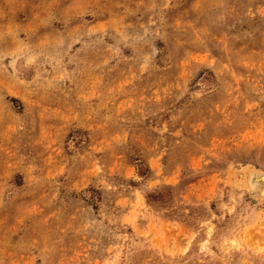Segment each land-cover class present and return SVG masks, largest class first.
I'll use <instances>...</instances> for the list:
<instances>
[{
    "label": "rangeland",
    "instance_id": "1",
    "mask_svg": "<svg viewBox=\"0 0 264 264\" xmlns=\"http://www.w3.org/2000/svg\"><path fill=\"white\" fill-rule=\"evenodd\" d=\"M0 264H264V0H0Z\"/></svg>",
    "mask_w": 264,
    "mask_h": 264
},
{
    "label": "bare ground",
    "instance_id": "2",
    "mask_svg": "<svg viewBox=\"0 0 264 264\" xmlns=\"http://www.w3.org/2000/svg\"><path fill=\"white\" fill-rule=\"evenodd\" d=\"M252 175V174H251ZM250 178V177H249ZM253 179V178H252ZM246 185V184H245ZM261 190V189H260Z\"/></svg>",
    "mask_w": 264,
    "mask_h": 264
}]
</instances>
